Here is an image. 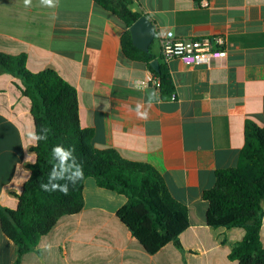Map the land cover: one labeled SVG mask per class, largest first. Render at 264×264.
I'll list each match as a JSON object with an SVG mask.
<instances>
[{"label": "crops", "instance_id": "0c3cea01", "mask_svg": "<svg viewBox=\"0 0 264 264\" xmlns=\"http://www.w3.org/2000/svg\"><path fill=\"white\" fill-rule=\"evenodd\" d=\"M135 12L156 27L152 52L166 64L175 94L153 104L149 119L137 117L147 92L131 85L153 74L127 59L123 21L97 0H59L56 7L31 0H0V52L24 54L33 73L56 71L77 91L80 125L92 129L93 147L153 166L170 195L188 210L190 227L179 250L170 243L150 255L117 216L127 199L84 184L80 213L61 217L20 264H239L229 255L245 229L207 225L203 193L216 184V172L235 168L245 144V122L264 127V0H129ZM222 35L227 55L209 66L164 62L161 40ZM20 81L0 75V205L16 209L36 161L28 138L35 130L31 102ZM264 212V201L262 203ZM264 247V218L260 232ZM50 246V247H49ZM18 250L0 226V264H15Z\"/></svg>", "mask_w": 264, "mask_h": 264}, {"label": "trees", "instance_id": "16d2710c", "mask_svg": "<svg viewBox=\"0 0 264 264\" xmlns=\"http://www.w3.org/2000/svg\"><path fill=\"white\" fill-rule=\"evenodd\" d=\"M97 3L127 26L121 39L125 57L146 64L159 81L161 97L175 94L166 64L159 65L158 71L151 67L156 60L152 44L147 52L133 45L130 27L140 17L148 16L133 11V2L129 0H97ZM2 74L20 81L22 95L31 102L35 131L49 130L47 140L30 149L36 161L26 165L30 177L22 193L16 195L17 208L0 205L1 230L18 250L15 264H20V258L35 249L40 238L49 233L61 217L81 212L87 178H94L100 188L127 199L117 216L147 253L155 255L170 243L183 250L179 238L190 227L187 207L170 195L163 177L153 166L128 161L114 150L93 147L94 131L80 125L79 102L73 86L52 69L29 71L24 54L0 52ZM56 145L74 148L77 162L83 166L85 179L69 185L68 195L59 191L45 192L40 187L48 182L55 163L52 148ZM215 176V186L203 193L208 202L207 225L213 229H245L244 239L234 245L229 259L239 264H264L260 239L264 218V127L247 119L245 144L237 167L217 171Z\"/></svg>", "mask_w": 264, "mask_h": 264}, {"label": "clouds", "instance_id": "9594fccd", "mask_svg": "<svg viewBox=\"0 0 264 264\" xmlns=\"http://www.w3.org/2000/svg\"><path fill=\"white\" fill-rule=\"evenodd\" d=\"M59 0H40L41 5L49 8L56 7ZM26 7L31 5V0H24ZM151 80V75H147V79L136 80L132 83V87L137 91L147 92L146 103H138L135 108L136 115L141 120L149 119V110L153 104L163 103L160 94L157 90H148V81ZM48 129H41L39 133L32 130L28 133V138L35 143L47 140ZM52 158L55 163L49 173L48 182L40 185L41 189L45 192L59 191L64 195L69 193V185H76L78 182L83 181L84 171L83 166L77 162L74 155V148H66L63 145H56L52 148ZM60 181H65L60 183ZM50 247V246H49Z\"/></svg>", "mask_w": 264, "mask_h": 264}, {"label": "built area", "instance_id": "2783aa9c", "mask_svg": "<svg viewBox=\"0 0 264 264\" xmlns=\"http://www.w3.org/2000/svg\"><path fill=\"white\" fill-rule=\"evenodd\" d=\"M161 49L164 62L179 59L188 66H209L227 55L226 39L222 35L185 40L175 39L169 32L161 40ZM150 82L159 87V81L154 77Z\"/></svg>", "mask_w": 264, "mask_h": 264}, {"label": "water", "instance_id": "95a60500", "mask_svg": "<svg viewBox=\"0 0 264 264\" xmlns=\"http://www.w3.org/2000/svg\"><path fill=\"white\" fill-rule=\"evenodd\" d=\"M130 33L133 45L140 51L147 52L150 49L156 35V27L154 23L146 16L140 17L131 27ZM154 71L159 70V62L157 60L151 63Z\"/></svg>", "mask_w": 264, "mask_h": 264}]
</instances>
